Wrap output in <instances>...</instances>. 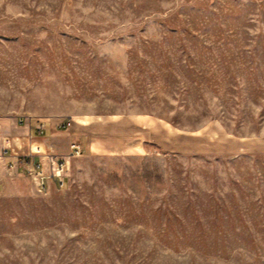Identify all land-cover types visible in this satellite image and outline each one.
I'll use <instances>...</instances> for the list:
<instances>
[{
    "label": "rangeland",
    "instance_id": "rangeland-1",
    "mask_svg": "<svg viewBox=\"0 0 264 264\" xmlns=\"http://www.w3.org/2000/svg\"><path fill=\"white\" fill-rule=\"evenodd\" d=\"M38 119L91 123L46 191ZM0 264H264V0H0Z\"/></svg>",
    "mask_w": 264,
    "mask_h": 264
},
{
    "label": "crops",
    "instance_id": "crops-1",
    "mask_svg": "<svg viewBox=\"0 0 264 264\" xmlns=\"http://www.w3.org/2000/svg\"><path fill=\"white\" fill-rule=\"evenodd\" d=\"M90 125L91 123L89 121L81 120V122H78L77 124H73V126L72 124L69 125L66 128L67 129L66 134H62V135L54 133L53 131H51L50 133H47V131H44L43 134L41 135L36 131L35 128L25 127V129L23 128L21 129V131H19V133H17L19 135H15L17 138L16 144L18 145V149L20 151L28 150L30 147L29 145L31 144L33 146L34 143L37 144L35 147L36 150H37V147H40V144L45 145L46 150L42 151V148L40 147L42 153L37 156V159L41 161L44 167V171L46 172V174H48L50 158L53 156L54 160L66 159L72 151L70 147V144L72 141L78 143L81 147L82 152L84 151V145L81 142V137L77 138V136H80V134H82L84 138L85 135L90 133L86 130ZM151 127L152 126L149 123L141 124V126L138 125L137 128H135L132 133L134 134L135 138L133 137V141L128 142L126 146L124 147V149L125 148H127V150L128 149L129 150L130 149L131 150L144 149L145 145L151 141L148 138L142 137L140 139L139 137L144 136L141 134L143 132L145 133L150 132L149 130ZM161 128H162V132L164 133L166 128H164V126H161ZM18 139H20L22 144H19L17 142ZM97 145H100L99 147L101 149H111V148L113 149L108 139L103 140L97 137L96 135L94 136L92 135L91 149H93L95 146L97 147ZM124 149L120 148L118 150L123 152ZM12 168H13L12 170L17 174H19V172L21 171L25 173L23 165L17 159L13 160ZM28 178L30 179L32 185L35 188H37L35 180H33L30 176Z\"/></svg>",
    "mask_w": 264,
    "mask_h": 264
},
{
    "label": "built area",
    "instance_id": "built-area-1",
    "mask_svg": "<svg viewBox=\"0 0 264 264\" xmlns=\"http://www.w3.org/2000/svg\"><path fill=\"white\" fill-rule=\"evenodd\" d=\"M68 124V122H62L60 126L65 128ZM49 125L50 123L48 121L40 119H38L35 124L29 122V126L31 128L34 127L39 134H43L44 130ZM12 141L14 142V146L12 145ZM3 143L5 145V152L12 151L14 153H17L14 151L17 147L15 138L11 136H3ZM70 146L72 151L69 156H80L83 153L78 143L72 142ZM41 153L42 152L40 147H37V150L34 151L33 146L31 145L27 152L17 157V160L23 165L25 174L35 180L38 191H46L52 180L57 181L58 184L62 186L64 183L63 176L69 168L68 160H54L52 156L49 160V173L46 174L41 161L37 159V156ZM11 166L13 167V164Z\"/></svg>",
    "mask_w": 264,
    "mask_h": 264
}]
</instances>
